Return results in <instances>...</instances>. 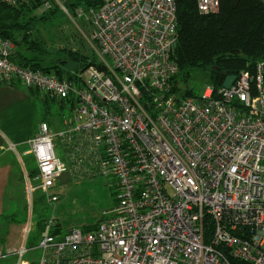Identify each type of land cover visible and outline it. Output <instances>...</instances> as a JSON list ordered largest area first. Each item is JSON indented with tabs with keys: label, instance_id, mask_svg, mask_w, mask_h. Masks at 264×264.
<instances>
[{
	"label": "built area",
	"instance_id": "obj_1",
	"mask_svg": "<svg viewBox=\"0 0 264 264\" xmlns=\"http://www.w3.org/2000/svg\"><path fill=\"white\" fill-rule=\"evenodd\" d=\"M40 1L38 13L57 2ZM218 6L196 0L201 13ZM88 13L102 66L60 79L20 67L14 44L0 38V83L19 82L70 106L60 131L41 121L29 141L37 170L29 192L56 202L59 176H100L113 203L93 230L55 235L49 220L32 247L24 243L28 224L23 244L0 248V259L27 264L36 249V264H264V62L253 74L238 72L229 88L205 85L183 97L171 91L174 0H103Z\"/></svg>",
	"mask_w": 264,
	"mask_h": 264
},
{
	"label": "trees",
	"instance_id": "obj_2",
	"mask_svg": "<svg viewBox=\"0 0 264 264\" xmlns=\"http://www.w3.org/2000/svg\"><path fill=\"white\" fill-rule=\"evenodd\" d=\"M64 1L72 11H75L78 8L97 9L102 5L103 0ZM218 1L217 11L205 14L197 10L196 0H174L177 32V43L171 55L177 66V74L171 82L174 92H180L179 83L185 85L198 75L202 78L200 89L210 85L216 90L222 86L226 75L240 71L253 74L256 63L264 62V0ZM41 3L42 1L37 0L18 6L0 4V38L8 39L14 44L16 48L11 58L20 67L48 72L51 69L43 68L35 58L41 55L39 44L30 39L33 22L40 18H37L35 12ZM29 53L32 56H29ZM68 58L74 63L75 71L79 72L93 64L87 61L88 57L78 52H71ZM56 67L58 66H54L55 70L52 71L60 79H73V72ZM29 89L40 101L43 110L47 108L48 100L53 96L37 89ZM181 96H197L194 86L185 89ZM52 100L65 102L55 97ZM34 202L46 203L42 194L38 195ZM42 213V210L34 209V214L37 216V233L30 241V246H35V242H38L47 231L48 220ZM96 224L84 228L83 231L95 229ZM203 228L207 240L212 229L210 222L205 221ZM49 231L51 234H60L58 225Z\"/></svg>",
	"mask_w": 264,
	"mask_h": 264
},
{
	"label": "rangeland",
	"instance_id": "obj_3",
	"mask_svg": "<svg viewBox=\"0 0 264 264\" xmlns=\"http://www.w3.org/2000/svg\"><path fill=\"white\" fill-rule=\"evenodd\" d=\"M67 4L64 0H57V2H52L49 11L44 13L35 12L37 18H40L33 22L30 39L40 46L41 55L39 58H35L38 59L43 68L55 70L54 66H58L56 69L60 67L64 71H71L74 74L73 78H76V75L83 69L80 72L75 71L74 63L68 58V54L71 52H78L80 55L88 57L87 61L95 65L102 66V63L99 58L97 43L92 39L94 26L90 13L82 8L72 11ZM80 9H82V13L79 12ZM33 15L34 13L31 14V16ZM28 55L32 56L31 53ZM201 83L202 78L198 75L185 85L179 83L180 92L172 91V85L171 91L182 95L185 89L194 86L197 95L202 90V88L200 89ZM41 97L40 99H42ZM52 98L48 100V106L43 110L39 100L32 97L35 107H37L36 122L42 118L50 125L53 133H56L61 130L62 120L68 115L70 106L66 102H55ZM53 143L55 144V153L59 156L58 147L56 146L58 144L57 140L54 139ZM24 160L27 169L31 170L29 172L30 183L35 184L36 164L34 158L30 155L25 157ZM54 190L58 192L59 197L56 202L35 204L34 200L40 195L39 191L37 195L33 194L32 197H28L27 215L30 223V234L24 242L28 247H32L29 243L37 233V216L34 214V209L37 211L42 210L43 216L48 221L53 220L55 225L59 226L60 234H64L73 227L83 230L88 226H93L100 220L102 212L113 203L110 190L100 176L70 175L64 184L56 182ZM25 199L24 196L16 198L11 205L12 212L5 213V215L15 214V220L6 225L5 223L0 224V236L1 234L3 236L0 248L5 251H12L23 244L24 232L21 231V225ZM31 217L32 224L30 222ZM4 225L5 228L3 229ZM36 244L37 241L35 246ZM38 255L39 251L36 249L28 253L32 261L31 264H36ZM14 263L15 256L13 255L0 259V264Z\"/></svg>",
	"mask_w": 264,
	"mask_h": 264
},
{
	"label": "crops",
	"instance_id": "obj_4",
	"mask_svg": "<svg viewBox=\"0 0 264 264\" xmlns=\"http://www.w3.org/2000/svg\"><path fill=\"white\" fill-rule=\"evenodd\" d=\"M32 97L35 98L31 90L19 82L0 83V224L5 223L6 225L15 220V214L5 215V213L12 212L11 205L15 199L24 196L26 202L21 225L23 232L30 224L27 215L28 197L33 194L37 195L39 191L29 192L28 190L29 186L35 187L37 182L34 180L35 184L30 183L29 172L31 170L27 169L24 160L25 157L31 155L29 141L36 134L38 125L42 121L40 118L36 122L37 107ZM66 181L67 179L60 183L64 184ZM39 192L40 195H44L41 191ZM31 220L32 217L30 222ZM2 238L1 234L0 245ZM25 260L27 264L32 262L28 255Z\"/></svg>",
	"mask_w": 264,
	"mask_h": 264
},
{
	"label": "water",
	"instance_id": "obj_5",
	"mask_svg": "<svg viewBox=\"0 0 264 264\" xmlns=\"http://www.w3.org/2000/svg\"><path fill=\"white\" fill-rule=\"evenodd\" d=\"M236 74L237 73H233V74H228L225 76L224 81L222 83V87L223 88H229L231 86V84L233 83V81L236 79ZM61 182H64L67 179V175H61L58 178Z\"/></svg>",
	"mask_w": 264,
	"mask_h": 264
}]
</instances>
